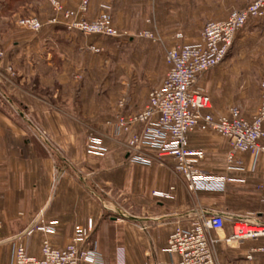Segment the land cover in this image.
I'll list each match as a JSON object with an SVG mask.
<instances>
[{"label": "crops", "instance_id": "crops-1", "mask_svg": "<svg viewBox=\"0 0 264 264\" xmlns=\"http://www.w3.org/2000/svg\"><path fill=\"white\" fill-rule=\"evenodd\" d=\"M61 1L71 9L81 2ZM103 3L113 8L114 22L117 20L118 28L133 39L136 32L156 27L150 21L172 22L170 17L182 12L180 8L177 12V4L185 5L186 0H92L86 17L96 18L104 10ZM247 3L245 0L233 9L244 8ZM44 6L51 5L47 0H0V51L5 54L0 60V264H13L18 238L22 237L30 254L40 256L43 238L55 246H65L86 227L89 218L94 219L95 228L87 246L95 248L99 264H170L178 261V256L166 249L175 227L189 226L198 217L214 212L225 216L221 230H210L219 238L215 248L218 263L264 264L260 250L264 238L230 239L235 221L264 224V155L255 161L249 152H238L241 165L228 168L231 147L227 138L214 131L192 132L190 146L205 152L199 167L226 178L222 189L196 191L189 190L171 157H155L150 162L132 158L125 146L130 134L117 137L107 122L115 118L122 100L128 113L145 107L138 104V110H132V102H142L139 89L144 93L146 86L156 83L154 59L165 63L163 52L150 45L147 66L144 62L127 64L126 69L136 74L131 84L130 78H119V61L107 59V52L114 54L119 49V38L105 39L108 46L94 44L86 35L60 23H48L56 12L43 15ZM117 6L119 18L115 17ZM29 14L43 22L40 31L17 24L18 18ZM169 23L167 28L157 26L163 36H172ZM245 27L249 30L243 40L264 31V18H252ZM242 46L246 47L234 43L226 60L199 79L198 84L212 98L216 115L239 106L251 118L260 106L259 102L247 111L241 96L236 97L241 92L236 86L235 60ZM163 74L160 84L151 90L162 84ZM114 101L118 104L110 108L108 102ZM80 114L88 117V122L80 119ZM30 115L40 124H30L26 119ZM93 118L96 124H90ZM91 133L103 138L100 145L106 148L104 154L91 149ZM170 187L175 188L172 197L153 195ZM41 219L53 224L54 230L23 235Z\"/></svg>", "mask_w": 264, "mask_h": 264}, {"label": "built area", "instance_id": "built-area-1", "mask_svg": "<svg viewBox=\"0 0 264 264\" xmlns=\"http://www.w3.org/2000/svg\"><path fill=\"white\" fill-rule=\"evenodd\" d=\"M49 1L56 12L52 23H62L70 30L87 35L129 37L127 31L114 24L108 9L102 10L94 19L87 18L92 0H81L76 9L67 8L61 0ZM252 18H264V0H248L244 8L231 10L227 18L208 20L198 41L177 43L167 49L166 76L160 86L150 91L148 102L141 111L128 113L124 111L125 101H120L119 112L107 123L114 127L117 137L121 133L130 134L125 146L132 158L150 162L155 157H171L189 190L196 191L200 188L222 189L226 178L211 175L199 167L205 152L190 146L192 132L214 131L227 138L231 147L227 152L228 168L241 165L238 152H249L255 161L264 155V82L260 106L251 118L246 117L239 106H231L227 113L216 115L212 110L211 96L198 84L204 73L226 60L238 32ZM17 24L35 32L44 26L37 16L21 17ZM140 35L154 36L147 30ZM4 55L0 51V60ZM8 70L13 73L11 66ZM40 134L48 140L45 133ZM102 141L103 138L96 133L88 136L91 149L100 154L106 152V148L100 145ZM174 189L157 190L153 195L172 197ZM224 225L225 216L219 212L202 215L189 226L178 224L167 241V251L178 256V261L170 264H219L215 249L219 238L212 236L210 230H221ZM94 228V219L89 218L86 227L78 230L65 246H55L49 238H43L40 256L30 254L28 245L20 237L13 249V264H99L97 251L93 246H87ZM53 230V224L41 219L23 235L48 234ZM247 237L264 238V224L235 221L230 239ZM260 250L264 252V246Z\"/></svg>", "mask_w": 264, "mask_h": 264}, {"label": "rangeland", "instance_id": "rangeland-1", "mask_svg": "<svg viewBox=\"0 0 264 264\" xmlns=\"http://www.w3.org/2000/svg\"><path fill=\"white\" fill-rule=\"evenodd\" d=\"M47 1L51 6H44L42 8L43 9L42 14L43 15L45 14L46 16L47 14L49 15L51 11L55 12L51 2L49 0ZM232 1H236V3L234 5L230 4ZM232 1L231 0H186L185 5L182 4L181 6H179L177 4L176 6L177 12L179 8L182 9V12L180 13L182 15L181 22H179L181 15L178 13H175L174 16L170 17L173 18L172 22L170 23L167 22L166 20L164 21L160 20L157 22H153L149 20L151 23H155L156 25L155 28H152L150 30L147 29V31H151L153 33L154 35L153 37L140 35V32H143L145 30L136 32V35L133 36V39H131V37L128 36L119 37V49L114 54L113 53L108 54L107 52V59L109 57H113V58L115 57V59L119 61V78L120 79L125 77L127 79L130 78L131 84L135 83V76H136L135 70L129 71V69H126L128 67L127 64L130 63L133 66H136L144 62V66H147L146 64L149 57V54L147 53L148 46L150 47V45H152L156 47V49L161 50L166 59V52L168 48L174 46L177 43H192L198 41L199 38L201 37V33L204 28V25L208 20L224 18L228 14V12H230L233 8L241 6L239 4L244 2L245 0H232ZM103 4L105 6H103L102 9H108L111 12L112 16L114 17L113 8L112 10L109 9L111 7L108 3H103ZM29 9L31 10L32 8ZM117 11L118 12H116L115 17L119 18V6H117ZM183 15L184 17L186 16L185 20H183ZM26 16H36V15L29 14ZM53 17H55V13L54 16L52 15L48 18L49 19L48 23L55 24L51 22ZM116 22L118 21L116 20ZM116 22H114L115 25L117 24ZM168 23H169L168 28L171 27L173 30L171 32L172 33L171 37L163 36L162 34H160V31L158 30L159 27L158 25L160 26L162 25V27L164 26V28H167ZM116 26L119 27L118 25ZM65 27L68 29L67 26ZM248 30L249 28L246 27L243 28V30H241V32L237 35V38L235 39V44L246 45V47L243 46L241 47L242 51L239 53V57L236 58L235 60V65H236L235 80L237 82L236 85L237 89L241 92V94L237 92L236 97L241 96L242 100L244 101L243 105L245 106V110L251 111V108H255V106H257L259 102L261 103V96L263 91L262 83L264 82V31L261 33L259 32L258 34H254L250 36L248 35L246 37L247 39L243 40L242 37H244L246 31ZM74 31L80 33L81 35L84 36L86 35L94 42V44L103 43L107 46L108 44H110L105 40L107 38L110 39L109 37L102 35H87L78 30H74ZM163 47H165V49H163ZM154 60L156 62L155 64L156 83L146 86L147 91L144 93H143V88L139 89L140 92H142L143 94L142 102H140L138 99L134 100L135 102H132L134 103L132 106V110H138L137 109L138 104L139 105L142 104V106L143 105L145 106L147 104V97L149 91L154 86L160 84L164 76L163 73L166 74L167 72V65H166L167 62L163 63L161 60L159 59L157 60V58ZM128 73H131V75ZM240 86H242V89H240L241 88ZM117 104L118 101L108 102V106L110 108L112 107L114 108L115 105ZM61 105L64 106L63 104ZM15 117L17 119L19 118L18 120H20L21 124L25 123L20 119L19 116H15ZM79 117L84 122L85 121L88 122L89 119L88 117L82 114H80ZM106 118L107 117H103V119ZM26 119L29 120L30 124L31 123L32 124L36 123L37 125L40 124L39 122L36 121V118L32 115L26 116ZM90 124H96L95 118H93L92 121H90Z\"/></svg>", "mask_w": 264, "mask_h": 264}, {"label": "trees", "instance_id": "trees-1", "mask_svg": "<svg viewBox=\"0 0 264 264\" xmlns=\"http://www.w3.org/2000/svg\"><path fill=\"white\" fill-rule=\"evenodd\" d=\"M112 39H116V38H112Z\"/></svg>", "mask_w": 264, "mask_h": 264}]
</instances>
